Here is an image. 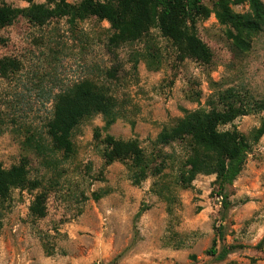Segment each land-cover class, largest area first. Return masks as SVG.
I'll list each match as a JSON object with an SVG mask.
<instances>
[{
    "label": "rangeland",
    "instance_id": "obj_1",
    "mask_svg": "<svg viewBox=\"0 0 264 264\" xmlns=\"http://www.w3.org/2000/svg\"><path fill=\"white\" fill-rule=\"evenodd\" d=\"M213 1L203 3L210 8ZM0 2L27 6L23 0ZM232 10L245 13L248 7ZM196 30L212 54L208 64L182 58L155 29L141 41L108 48L109 25L94 18L75 25L53 19L42 27L18 18L0 30L5 40L0 58L20 63L17 73L0 77V164L9 169L26 158L29 179L40 181L47 193L45 217L32 221L28 207L35 191H11L1 213L0 264H264V135L252 144L239 176L226 186V211L212 184L214 175H198L188 189L174 184L179 145L160 148L167 164L160 180L173 194L165 199L152 191L155 177L133 185L124 163L105 165L95 138L98 129L101 138L136 140L149 156L164 127L184 111L209 110L220 92L232 88L264 98V33L239 53L212 14ZM147 54L157 58L156 65L150 68L140 58L132 69L133 58L149 60ZM85 79L104 85L116 98L121 117L107 130L99 115L83 121L73 133L74 155L45 166L43 156L24 141L30 133L43 134L51 114L48 99ZM261 118L241 116L233 126L251 137ZM94 195L100 198L94 200ZM139 208L144 211L135 218ZM42 235H48V254ZM222 246L236 249L222 261L209 255L211 247L219 251Z\"/></svg>",
    "mask_w": 264,
    "mask_h": 264
},
{
    "label": "trees",
    "instance_id": "obj_2",
    "mask_svg": "<svg viewBox=\"0 0 264 264\" xmlns=\"http://www.w3.org/2000/svg\"><path fill=\"white\" fill-rule=\"evenodd\" d=\"M26 7H12L0 2V30L12 25L18 18L29 24L42 27L53 19H65L69 25L94 18L109 25L108 48L132 44L150 37L155 29L177 50L182 58H190L202 64L211 61L209 48L197 35L196 25L212 14L219 25L226 28L227 38L233 48L244 53L250 49L252 39L264 33L263 0H214L209 8L203 0H79L70 4L66 0H23ZM247 5L248 11L236 13L232 6ZM5 43L0 35V46ZM150 43V39H149ZM138 55L133 58L132 69L136 70L140 58L150 65H156L153 55ZM20 63L15 59L0 58V77L8 78L17 73ZM209 110L184 111V115L174 124L164 127L156 136L153 144L157 149L146 156L136 140H119L105 134L100 137L98 129L95 138L100 139L105 165L115 161L126 165L133 185H139L149 176L155 177L152 191L170 199L173 195L170 186L160 180L167 167L161 158L160 148L179 145L182 151L176 168L174 184L182 189L191 187L198 175H214L213 186L220 198L222 209L229 208L225 193L226 186L239 176L253 143L264 135V98L255 99L246 93L228 88L220 92ZM51 114L47 119L42 135L30 133L24 146L43 156V165L55 166L57 161H67L75 153L73 133L85 120L101 116L103 130H107L121 117L116 98L104 85L92 80L74 83L69 89L54 94L48 99ZM249 114H262L260 125L251 137L240 133L233 121ZM0 110V128L3 124ZM230 126V129L220 130ZM158 158L161 160L159 162ZM154 163H156L154 165ZM154 165V166H153ZM13 189L35 191L28 207V216L37 221L46 215V190L41 182L29 179L28 162L22 158L17 165L4 169L0 164V226L1 213L10 199ZM41 189V190H40ZM100 197L93 196L94 200ZM143 208H139L138 218ZM222 237V228H217ZM45 237L41 240L48 254ZM236 246H222L219 251L213 247L208 251L218 261L224 260Z\"/></svg>",
    "mask_w": 264,
    "mask_h": 264
}]
</instances>
